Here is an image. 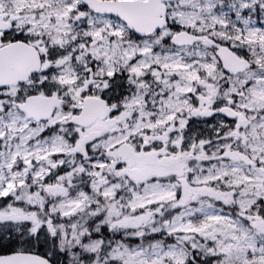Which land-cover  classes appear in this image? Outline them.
Masks as SVG:
<instances>
[{
	"label": "snow or ice",
	"instance_id": "1",
	"mask_svg": "<svg viewBox=\"0 0 264 264\" xmlns=\"http://www.w3.org/2000/svg\"><path fill=\"white\" fill-rule=\"evenodd\" d=\"M0 264H264V0H0Z\"/></svg>",
	"mask_w": 264,
	"mask_h": 264
}]
</instances>
